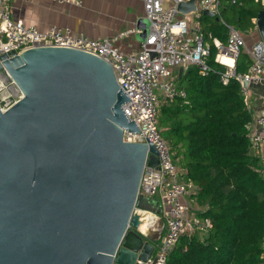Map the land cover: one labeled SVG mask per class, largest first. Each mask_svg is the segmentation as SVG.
I'll return each mask as SVG.
<instances>
[{"label":"water","instance_id":"water-1","mask_svg":"<svg viewBox=\"0 0 264 264\" xmlns=\"http://www.w3.org/2000/svg\"><path fill=\"white\" fill-rule=\"evenodd\" d=\"M194 9L195 0L179 4ZM256 24L264 40V9ZM4 69L23 97L14 103L0 91V264L146 259L154 245L134 210L163 213L160 199L138 195L158 151L124 140L125 129L139 128L123 109L130 98L112 66L79 49L41 46L3 54Z\"/></svg>","mask_w":264,"mask_h":264},{"label":"built area","instance_id":"built-area-1","mask_svg":"<svg viewBox=\"0 0 264 264\" xmlns=\"http://www.w3.org/2000/svg\"><path fill=\"white\" fill-rule=\"evenodd\" d=\"M54 1L81 4L80 0ZM190 1L144 0V16L148 20L146 36L138 49L124 51L115 44L118 37L93 38L62 26L39 30L27 24L24 19L13 16L12 0H0V57L12 50L19 54L23 49L53 46L79 49L103 58L112 66L118 84L130 98V101L123 104V109L139 128L138 133L125 129L124 140L151 142L155 145L158 164L149 166L146 162L138 195L155 197L159 193V197L155 198L162 201L163 213L157 215L139 207H135L134 211L141 219L147 213L153 215L149 232L160 230L165 233L159 243L151 241L154 245L153 252L146 259H137L135 264H167L169 255L182 235L206 232L212 226L208 218L200 217L185 201L186 196L197 193L198 186L191 179L182 178L175 153L158 128L161 101L187 97L186 88L177 83L173 70L194 66L201 74L206 75L211 69L207 62L210 43L206 39L201 16L204 10H210L221 18L222 0H195L194 10L181 12L179 4ZM256 1L264 9V0ZM222 22L228 31L226 43L213 38L217 48L215 61L225 66L219 73V80L223 84H228L233 77L239 80L247 102L248 88L243 81H258L264 74V40L259 38L248 47L245 36L239 29L223 20ZM125 34L120 33L119 36ZM242 51H246L251 59L249 69L244 74L237 73L235 69L237 57ZM224 58L231 59L232 63ZM3 88L14 103L23 97L20 87L5 69L0 73V91ZM262 101L264 103V94ZM246 128L251 146L260 157L264 173V106L260 113L252 116ZM262 248L264 264V241Z\"/></svg>","mask_w":264,"mask_h":264},{"label":"trees","instance_id":"trees-1","mask_svg":"<svg viewBox=\"0 0 264 264\" xmlns=\"http://www.w3.org/2000/svg\"><path fill=\"white\" fill-rule=\"evenodd\" d=\"M263 6L256 0H222L221 18L202 15L210 43L208 74L188 67L186 98L162 101L158 128L175 153L185 176L197 186L199 216L212 226L184 234L167 264H262L264 241V173L246 125L251 121L239 80H219L224 65L215 61L213 38L226 43L222 20L245 34L256 25ZM211 34V37L209 36ZM251 59L242 51L236 72L248 71ZM161 125L165 126L162 130ZM167 131V132H166Z\"/></svg>","mask_w":264,"mask_h":264},{"label":"crops","instance_id":"crops-1","mask_svg":"<svg viewBox=\"0 0 264 264\" xmlns=\"http://www.w3.org/2000/svg\"><path fill=\"white\" fill-rule=\"evenodd\" d=\"M80 2L81 4L77 5L54 0H12L13 16L24 19L27 24L39 30L45 31L52 26L68 27L75 33H84L93 38L118 37L115 44L124 51L139 48L144 39L143 33L148 27V20L144 16V0H80ZM120 33L126 34L119 36ZM244 36L248 47L261 38L257 24ZM180 68H175L173 75L181 86L187 84L185 76L188 68H184L183 72ZM247 88V106L254 117L264 106L262 101L264 74L258 81H251ZM181 176L187 178L183 171ZM185 201L199 214L202 206L195 196H186ZM164 233L152 234L150 241L159 243Z\"/></svg>","mask_w":264,"mask_h":264},{"label":"bare ground","instance_id":"bare-ground-1","mask_svg":"<svg viewBox=\"0 0 264 264\" xmlns=\"http://www.w3.org/2000/svg\"><path fill=\"white\" fill-rule=\"evenodd\" d=\"M225 61L232 63L231 59L224 58ZM153 215L151 213H147L140 221L139 228L141 229L142 232L148 233L150 231V224L153 221Z\"/></svg>","mask_w":264,"mask_h":264},{"label":"rangeland","instance_id":"rangeland-1","mask_svg":"<svg viewBox=\"0 0 264 264\" xmlns=\"http://www.w3.org/2000/svg\"><path fill=\"white\" fill-rule=\"evenodd\" d=\"M162 102V101H161ZM162 103H160V105H161ZM160 109V108H159ZM161 128H162V130H165V126L164 125H161ZM167 132V131H166ZM155 197H159V193H157V194H155ZM160 225L162 224V221L159 223ZM155 233H163V232H160V230H156V231H151V232H148L145 236H146V238L148 239V240H152V237H151V235L152 234H155Z\"/></svg>","mask_w":264,"mask_h":264}]
</instances>
